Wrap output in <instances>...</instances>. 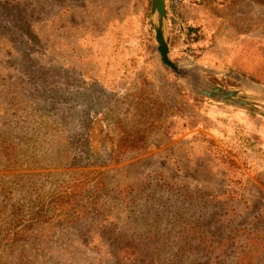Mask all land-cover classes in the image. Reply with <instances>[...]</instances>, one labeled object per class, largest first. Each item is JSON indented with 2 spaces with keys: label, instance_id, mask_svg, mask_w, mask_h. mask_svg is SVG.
<instances>
[{
  "label": "rangeland",
  "instance_id": "rangeland-1",
  "mask_svg": "<svg viewBox=\"0 0 264 264\" xmlns=\"http://www.w3.org/2000/svg\"><path fill=\"white\" fill-rule=\"evenodd\" d=\"M195 1L171 61L264 85V0ZM189 79L152 0H0V264H264V116Z\"/></svg>",
  "mask_w": 264,
  "mask_h": 264
},
{
  "label": "water",
  "instance_id": "water-1",
  "mask_svg": "<svg viewBox=\"0 0 264 264\" xmlns=\"http://www.w3.org/2000/svg\"><path fill=\"white\" fill-rule=\"evenodd\" d=\"M153 24L157 41V49L162 63L171 68L178 75H188L189 82L194 86V93L222 105L243 109L264 116V85L257 83L242 74L232 71L218 72L208 70L218 77L236 76L242 87L236 89L225 88L209 81H205L191 71H181L179 66L169 58L170 35L166 0H152Z\"/></svg>",
  "mask_w": 264,
  "mask_h": 264
},
{
  "label": "crops",
  "instance_id": "crops-1",
  "mask_svg": "<svg viewBox=\"0 0 264 264\" xmlns=\"http://www.w3.org/2000/svg\"><path fill=\"white\" fill-rule=\"evenodd\" d=\"M189 2H190V0H166V8H167V16H168V27L170 26V23L172 21L176 22V21L179 20L178 13H177L178 12V8L182 7L183 4L189 3ZM169 35H170V31H169Z\"/></svg>",
  "mask_w": 264,
  "mask_h": 264
},
{
  "label": "trees",
  "instance_id": "trees-1",
  "mask_svg": "<svg viewBox=\"0 0 264 264\" xmlns=\"http://www.w3.org/2000/svg\"><path fill=\"white\" fill-rule=\"evenodd\" d=\"M195 2H197L198 4H201L202 3V1L201 0H197V1H195ZM189 26V25H188ZM189 32H190V27H188V31H187V34H189ZM190 35V34H189ZM134 139V138H133ZM133 139H130V136H129V134L128 133H123L122 135H121V138H120V141H121V145H120V152H124L125 151V149L124 148H126V144L127 143H129V142H131ZM122 143H124L123 145H122ZM252 250H255V251H259V250H261V248H259V249H257V248H253L252 247ZM247 259L245 258V261H246ZM249 264V263H248Z\"/></svg>",
  "mask_w": 264,
  "mask_h": 264
}]
</instances>
